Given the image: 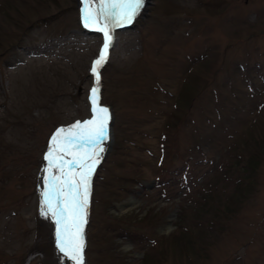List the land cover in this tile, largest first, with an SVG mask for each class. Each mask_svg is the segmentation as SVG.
Listing matches in <instances>:
<instances>
[{"label":"rangeland","instance_id":"374dc122","mask_svg":"<svg viewBox=\"0 0 264 264\" xmlns=\"http://www.w3.org/2000/svg\"><path fill=\"white\" fill-rule=\"evenodd\" d=\"M78 9L0 0V264L46 248L36 186L47 143L89 117L101 42ZM116 35L100 83L113 142L95 179L89 264H264V0H145ZM130 177L161 184L119 219ZM128 228L132 249L119 238ZM44 251L30 264H58Z\"/></svg>","mask_w":264,"mask_h":264},{"label":"snow or ice","instance_id":"6c2138e0","mask_svg":"<svg viewBox=\"0 0 264 264\" xmlns=\"http://www.w3.org/2000/svg\"><path fill=\"white\" fill-rule=\"evenodd\" d=\"M145 0H81L84 28L102 35L103 44L92 62L94 78L89 91L91 117L57 128L50 136L43 157L40 214L54 225V244L61 258L85 264L84 227L87 224L91 177L104 151L111 114L99 103L100 69L108 59L117 28L131 25Z\"/></svg>","mask_w":264,"mask_h":264},{"label":"trees","instance_id":"16d2710c","mask_svg":"<svg viewBox=\"0 0 264 264\" xmlns=\"http://www.w3.org/2000/svg\"><path fill=\"white\" fill-rule=\"evenodd\" d=\"M54 2H56V0H54ZM190 100H191V99L188 98V100H187V103H188V104L190 103ZM178 105H179V104H178ZM253 169H254V168H253ZM253 169H252V170H253ZM252 170H251V171H252Z\"/></svg>","mask_w":264,"mask_h":264}]
</instances>
